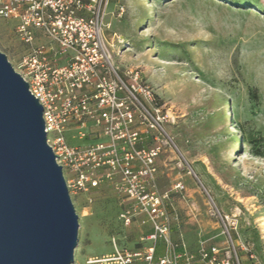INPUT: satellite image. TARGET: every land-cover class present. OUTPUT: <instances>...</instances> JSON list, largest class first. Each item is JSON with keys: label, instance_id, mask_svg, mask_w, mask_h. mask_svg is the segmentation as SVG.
I'll list each match as a JSON object with an SVG mask.
<instances>
[{"label": "rangeland", "instance_id": "1", "mask_svg": "<svg viewBox=\"0 0 264 264\" xmlns=\"http://www.w3.org/2000/svg\"><path fill=\"white\" fill-rule=\"evenodd\" d=\"M235 1L110 0L104 36L114 45V63L138 68L170 111L168 130L195 175L173 157L157 163L160 192L176 181L185 187L184 199H173L172 240L191 253L202 243L223 255L220 214L239 264H264V0ZM119 5L124 13L116 18ZM14 25L0 20V52L15 68L23 47L11 33ZM84 206L75 210L74 264L111 252L113 236H126L122 242L133 248L144 231L122 229L119 200L109 189Z\"/></svg>", "mask_w": 264, "mask_h": 264}, {"label": "built area", "instance_id": "2", "mask_svg": "<svg viewBox=\"0 0 264 264\" xmlns=\"http://www.w3.org/2000/svg\"><path fill=\"white\" fill-rule=\"evenodd\" d=\"M109 2L0 0V20L15 23L11 33L23 47L13 69L42 107L46 143L57 157L75 210L109 189L119 200L122 229H130L141 216L140 224L149 225L133 248L112 237L111 254L88 258L85 264H239L228 219L220 214L228 244L223 255L202 243L191 253L171 238L178 221L173 199H184L185 187L176 181L160 192L157 163L167 156L176 166L187 164L168 130L174 120L170 111L138 68H120L113 61L114 45L104 36ZM123 13L120 5L114 12L116 18ZM73 140L88 143L73 145ZM159 244L162 251L156 255Z\"/></svg>", "mask_w": 264, "mask_h": 264}, {"label": "water", "instance_id": "3", "mask_svg": "<svg viewBox=\"0 0 264 264\" xmlns=\"http://www.w3.org/2000/svg\"><path fill=\"white\" fill-rule=\"evenodd\" d=\"M42 107L0 52V264H74L78 216Z\"/></svg>", "mask_w": 264, "mask_h": 264}, {"label": "crops", "instance_id": "4", "mask_svg": "<svg viewBox=\"0 0 264 264\" xmlns=\"http://www.w3.org/2000/svg\"><path fill=\"white\" fill-rule=\"evenodd\" d=\"M123 2H124V0H122ZM116 4H118V2H116ZM100 194H97V196H99ZM133 226H135V227H137L139 230H143L144 229V231H142L141 232V235H143L144 233H146L147 231H148V227L146 226V225H141L140 224V222L138 221V219L136 220V221H134L133 222V224L131 225V228L133 227ZM140 235V236H141ZM117 238H119V237H117ZM122 239L124 240V238L122 237V238H119V245L120 246H123V245H126L124 242H122ZM126 240V239H125ZM121 241V242H120ZM134 243V242H133ZM132 243V244H133ZM127 246V245H126ZM128 247V246H127ZM112 252V251H111ZM111 252H109V253H106V254H103L102 256H100V258H102V257H104V256H107V255H109V254H111ZM88 258H97L96 256H88L87 257V259ZM99 259V258H98ZM75 263H76V261H75Z\"/></svg>", "mask_w": 264, "mask_h": 264}, {"label": "trees", "instance_id": "5", "mask_svg": "<svg viewBox=\"0 0 264 264\" xmlns=\"http://www.w3.org/2000/svg\"><path fill=\"white\" fill-rule=\"evenodd\" d=\"M235 2H239V0H236ZM102 191H105V189H103ZM102 191H100L99 192V194L101 195L102 194ZM114 194V193H113ZM99 195V196H100ZM115 195V194H114ZM99 196H96V198H95V200L99 197ZM116 196V195H115ZM117 197V196H116ZM118 199V198H117ZM114 237V236H113ZM118 237V236H117ZM126 237V236H125ZM161 254V252H160V249H159V247H157V249H156V255H160Z\"/></svg>", "mask_w": 264, "mask_h": 264}]
</instances>
